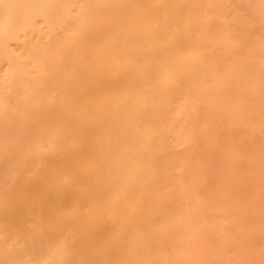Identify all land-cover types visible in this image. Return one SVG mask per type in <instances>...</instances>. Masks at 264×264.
<instances>
[{
	"label": "bare ground",
	"instance_id": "1",
	"mask_svg": "<svg viewBox=\"0 0 264 264\" xmlns=\"http://www.w3.org/2000/svg\"><path fill=\"white\" fill-rule=\"evenodd\" d=\"M0 264H264V0H0Z\"/></svg>",
	"mask_w": 264,
	"mask_h": 264
}]
</instances>
